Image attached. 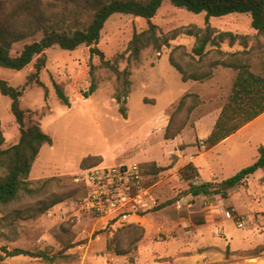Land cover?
I'll list each match as a JSON object with an SVG mask.
<instances>
[{
  "label": "rangeland",
  "instance_id": "obj_1",
  "mask_svg": "<svg viewBox=\"0 0 264 264\" xmlns=\"http://www.w3.org/2000/svg\"><path fill=\"white\" fill-rule=\"evenodd\" d=\"M250 20L249 13L239 12L210 16L206 20L205 12L192 13L173 6L169 0H164L151 18L161 36L188 25L204 27L206 22L219 31L252 34ZM146 27L147 20L143 17L113 13L104 23L97 44L105 60L112 62L120 54L125 57L116 70L129 72L126 117L119 113V104L113 97L121 80L116 79L113 71L101 66L98 56L90 55L87 45L74 50L58 46L46 49L45 65L38 74L44 86H38L33 78L28 79L35 71L36 58L20 70L0 66V79L22 89L20 105L25 110V125L37 124L52 139V144L41 147L28 179L35 185L38 180L55 177L50 192L77 188L75 197L56 204L35 219L19 220L14 230L8 227L0 232V247L40 250L50 255L72 241L75 244L64 253L74 257L59 258L53 263L35 257H8L3 263L264 264V168L228 190L227 198L213 190L219 188L222 179L255 161L258 147H264V116L207 152L203 160L216 171L209 172L208 180L198 172L192 184L208 182L210 194H191L190 184L178 173L182 166L178 167L175 155L182 151L176 148L193 147L180 161L188 159L189 153L204 151V140L229 96L236 70L218 66L212 69L207 80L182 81L181 74L170 64L169 56L173 54L175 60L188 68L195 39L184 34L165 46L145 48L138 61H128L130 39ZM40 37L38 34L34 38ZM31 40L14 43L11 53L17 54L23 44ZM238 48L237 44L230 47L226 42L208 45L205 58H217L216 49L232 52ZM90 63L97 66L99 83L93 94L84 97L82 92L91 81ZM196 66L194 58L192 67ZM55 84L68 96L69 106L57 98ZM185 93L197 94L200 103L192 110L177 140L166 139V128ZM10 105L11 99L0 93V123L5 146L16 143L19 138V125L10 112ZM181 117L182 114L175 121ZM84 159L89 166H82ZM133 162L145 171L146 184L155 199L151 209L141 212L142 217L137 220L133 217L126 224L116 225L82 208L86 169L98 164ZM201 162L202 159L197 161V166L203 170ZM151 163L162 170L153 174ZM26 202L24 199L22 203ZM129 224L144 228L135 257L118 255L113 248H108L109 242Z\"/></svg>",
  "mask_w": 264,
  "mask_h": 264
},
{
  "label": "trees",
  "instance_id": "obj_2",
  "mask_svg": "<svg viewBox=\"0 0 264 264\" xmlns=\"http://www.w3.org/2000/svg\"><path fill=\"white\" fill-rule=\"evenodd\" d=\"M164 0H0V66L20 70L36 58L32 73L28 79H34L38 86H44L38 79L39 71L45 65L44 51L52 46L64 50H74L84 44L89 47L91 56L99 57L102 67L108 68L121 80L114 93V99L119 104L118 111L126 117V100L129 92V72L117 71V64L123 60V54L116 56L113 61L105 60L104 53L97 47L101 30L106 20L113 13L131 14L147 20V27L135 32L128 44V61H138L140 53L148 47L159 48L167 45L179 34L193 37L194 45L185 69L175 60L173 54L169 56L170 64L181 74L182 81L189 79L204 81L211 77L212 69L220 66L236 70L231 91L226 102L222 105L214 125L204 140V150H207L243 126L264 113V0H169L180 8L192 13H206V20L210 16L219 17L232 12L249 13L252 34H239L231 31H219L206 22L204 27L188 25L174 29L168 35L161 36L158 25L151 21ZM41 34L39 39L34 38ZM31 38L23 44L17 54H12L14 43ZM226 42L238 48L232 52L217 50L218 57L206 59V47L218 46ZM196 58L197 66L192 67ZM256 60V61H254ZM97 66L89 64L90 84L84 97L93 94L98 88L99 80L96 76ZM0 93L11 99L10 112L19 125V138L14 144L5 146V138L0 123V232L4 228L14 230L19 220L35 219L46 213L53 206L69 198L75 197L77 188L64 189L56 192L49 190L55 177L36 181L32 185L28 179L32 165L44 144H52L51 137L41 130L37 124L25 125V110L20 105L22 89L12 86L0 79ZM55 93L60 102L69 106V98L62 87L55 84ZM44 95L47 96L45 88ZM200 103L195 93H185L178 101L174 114L165 131L166 139L176 138L184 127L192 110ZM182 117L175 121L179 115ZM181 149V145L176 148ZM95 159L97 157H94ZM82 166H89L84 159ZM153 174H157L162 167L154 163L149 164ZM141 168V167H140ZM264 168V147H258L255 161L236 172L231 177L222 180L218 189L222 198H227L228 190L241 183L250 174ZM141 171L145 173L144 169ZM179 176L188 181L193 195L210 194L208 182L192 184L198 176L197 167L189 162L178 170ZM83 196L86 195V185L83 181ZM27 199L26 203H22ZM144 228L137 224H129L109 242L108 248H113L118 255H132L135 257L137 243L143 238ZM72 241L62 245L61 251L52 255L46 251H30L15 247L7 249L0 247V264L8 257H35L53 263L59 258H72L64 251L73 246Z\"/></svg>",
  "mask_w": 264,
  "mask_h": 264
},
{
  "label": "built area",
  "instance_id": "obj_3",
  "mask_svg": "<svg viewBox=\"0 0 264 264\" xmlns=\"http://www.w3.org/2000/svg\"><path fill=\"white\" fill-rule=\"evenodd\" d=\"M83 181L86 195L82 208L106 222L126 224L155 205L138 163L94 165L85 170Z\"/></svg>",
  "mask_w": 264,
  "mask_h": 264
},
{
  "label": "crops",
  "instance_id": "obj_4",
  "mask_svg": "<svg viewBox=\"0 0 264 264\" xmlns=\"http://www.w3.org/2000/svg\"><path fill=\"white\" fill-rule=\"evenodd\" d=\"M261 116H264V113H262L260 116H258L257 118L261 117ZM257 118H255L254 120H256ZM254 120H252L251 122H249L248 124H246L245 126H243L240 130L238 131H241L243 130L245 127H247L248 125H250ZM215 122V121H214ZM214 124V123H213ZM211 131V130H210ZM209 131V132H210ZM237 131V132H238ZM208 132V134H209ZM233 135V134H232ZM231 136V135H230ZM229 136V137H230ZM229 137H227L226 139H228ZM178 138H181V137H178ZM226 139H224L223 141L219 142L218 144L214 145L213 147L207 149V150H204V151H201L200 153L198 154H194V153H189V158L188 159H184L183 161H180L181 158H184L185 155H183L185 152H190L189 150H193V147L192 146H186V147H183L181 148L180 150L178 149V151H182L181 153H178L176 156V161H177V164H178V167L179 166H184L185 164L191 162L193 163L196 167H197V170L198 172L200 173V176H202L204 178V180H208L206 179V176H209V172H215L216 170L214 168H212L209 163L206 164V160L204 161L203 159L205 158L206 154L208 151H211V150H214L215 148H217L219 145H221L223 142L226 141ZM177 140V138H176ZM181 144V143H180ZM189 149V150H188ZM202 159V164L204 165V168L203 170H200V167L197 166V161L201 160ZM224 180V179H222ZM245 181V180H244Z\"/></svg>",
  "mask_w": 264,
  "mask_h": 264
}]
</instances>
